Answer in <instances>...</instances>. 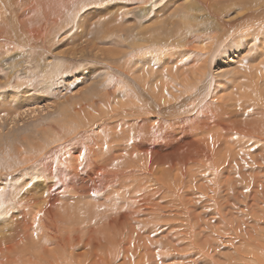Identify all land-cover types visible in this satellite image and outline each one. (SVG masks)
I'll list each match as a JSON object with an SVG mask.
<instances>
[{
	"label": "rangeland",
	"instance_id": "374dc122",
	"mask_svg": "<svg viewBox=\"0 0 264 264\" xmlns=\"http://www.w3.org/2000/svg\"><path fill=\"white\" fill-rule=\"evenodd\" d=\"M62 1L0 0V264H264V0Z\"/></svg>",
	"mask_w": 264,
	"mask_h": 264
},
{
	"label": "bare ground",
	"instance_id": "6f19581e",
	"mask_svg": "<svg viewBox=\"0 0 264 264\" xmlns=\"http://www.w3.org/2000/svg\"><path fill=\"white\" fill-rule=\"evenodd\" d=\"M62 1V0H61ZM71 0H63L62 1V3L63 4H65V3H67V2H70ZM78 1V0H77ZM83 1V0H82ZM146 1V0H145ZM148 1H150V0H147V2ZM180 1V0H179ZM193 1V0H192ZM191 1V2H192ZM237 1V0H236ZM244 1V0H243ZM252 1V0H251ZM254 1V0H253ZM17 2H19V1H17ZM72 2V1H71ZM70 2V3H71ZM74 2V1H73ZM79 2H81V1H79ZM82 3H84V2H81V4ZM85 3H86V1H85ZM146 3V2H145ZM217 4H218V2H216ZM232 3V5H233V2H231ZM247 3V2H246ZM196 4V3H195ZM194 4V5H195ZM224 4H226V3H224ZM239 4V3H238ZM250 4V3H249ZM252 4V3H251ZM256 4V3H255ZM17 5V4H16ZM73 5H75V7H76V4L75 3H71V6H73ZM192 5V4H191ZM247 5V4H246ZM196 6V5H195ZM235 6V5H234ZM239 6V5H238ZM256 6H258V5H256ZM228 7L229 6H227V9H228ZM231 7V6H230ZM244 7H247V6H244ZM252 7H253V4H252ZM226 8V7H225ZM240 8H242V7H240ZM255 8V7H254ZM234 9V8H233ZM258 9V8H257ZM264 9V8H263ZM260 10V12H258V13H254L250 18H248V19H253V21L254 22H257V21H255V20H257V18L258 17H264L263 16V11L264 10ZM56 10V9H55ZM70 10V9H69ZM220 10V9H219ZM97 11V10H96ZM231 11V10H230ZM234 11V10H233ZM236 11V10H235ZM245 11V10H244ZM247 11H249V10H247ZM254 11V10H253ZM216 12V11H215ZM225 12V11H224ZM67 13V12H66ZM211 13V12H210ZM212 13H214V12H212ZM228 13V12H227ZM227 13H226V15H227ZM231 13V12H230ZM236 13H237V11H236ZM239 13V12H238ZM237 13V14H238ZM243 13V12H242ZM47 14V11H46V13H45V15ZM56 14V13H55ZM54 14V15H55ZM65 14V13H64ZM217 14H219V13H217ZM223 14H225V13H223ZM229 14V13H228ZM232 14V13H231ZM230 14V15H231ZM237 14H235V15H237ZM214 15V14H213ZM216 15V14H215ZM233 16H235L234 14H232ZM238 15H240V14H238ZM48 16V15H47ZM57 16V15H56ZM59 16V15H58ZM89 17V18H91L92 16H90L89 14L88 15H86V17ZM95 18H97L98 16L97 15H93ZM224 16V15H223ZM229 16V15H228ZM30 17V16H29ZM62 17H64V15H62L60 18H62ZM69 17H71V16H69ZM85 17V16H84ZM93 17V18H94ZM215 17V16H214ZM227 17V16H226ZM31 18H32V16H31ZM48 18V17H47ZM53 18H55V17H52V19ZM67 18V17H66ZM76 18V17H75ZM229 18H230V16H229ZM34 19V18H33ZM247 19V20H248ZM264 19V18H263ZM70 20V19H69ZM89 19H87V21H88ZM239 20V19H238ZM246 20V22L248 23V21ZM262 20V19H261ZM31 21V20H30ZM34 21V20H33ZM50 21V20H49ZM226 21V20H225ZM240 21V20H239ZM24 22V21H23ZM228 22H229V20H228ZM228 22H224L223 21V23L221 24V25H219V27L221 26V29H220V31L221 30H224V31H227V27L228 26H244V24L245 23H241V24H239V25H237V23L234 21V23L233 24H231V23H228ZM263 22V21H262ZM40 23V22H39ZM107 23V22H106ZM123 23V22H122ZM121 23V24H122ZM264 23V22H263ZM45 24V23H44ZM62 24V23H61ZM74 24V23H73ZM110 24V23H109ZM109 24H108V26H109ZM120 24V23H119ZM249 24H252V23H249ZM38 25H40V24H38ZM80 25H85V22H82V24H80ZM116 25V24H115ZM218 25V24H217ZM255 25H256V23H255ZM254 25V26H255ZM24 26V25H23ZM45 26V25H44ZM82 26H80V27H82ZM107 26V25H106ZM106 26H105V28H106ZM119 26V25H118ZM213 26H215V25H213ZM213 26L212 25H210L209 26V29H213ZM247 26H248V24H247ZM250 26H252V25H250ZM116 27V26H115ZM120 27V26H119ZM124 27V26H123ZM208 27V26H207ZM218 27V26H217ZM249 27V26H248ZM14 28V27H13ZM15 28H18L17 26H15ZM44 28V27H43ZM104 28V29H105ZM121 28H122V25H121ZM120 28V29H121ZM215 28V27H214ZM235 28V27H234ZM247 28V27H246ZM23 29V28H22ZM31 29V28H30ZM39 29V28H38ZM40 29H41V27H40ZM46 29V28H45ZM114 29H116V28H113V30L111 29V28H109V27H107L106 28V30H107V32L105 33V30H104V32H103V30L101 31V32H103L104 34H105V36L108 34V35H112V36H114V34L116 33V32H114ZM119 29V28H118ZM130 29H132V28H130ZM130 29H127V32H128V34H127V32L125 33L127 36L131 33V30ZM207 29V28H206ZM208 29V30H209ZM230 29V28H229ZM237 29V28H236ZM240 29V28H239ZM248 29V28H247ZM18 30V29H17ZM95 30V29H94ZM98 30H100V29H98ZM117 30V29H116ZM126 30V29H125ZM241 30V29H240ZM16 31V30H15ZM14 31V32H15ZM27 31V30H26ZM59 31V30H58ZM57 31V32H58ZM56 32V31H55ZM56 32V33H57ZM122 32H124V31H122ZM130 32V33H129ZM208 32V31H207ZM16 33V32H15ZM25 33V32H24ZM51 34H52V32H50ZM102 33V34H103ZM29 34H31V31H30V33ZM41 34H43V32L41 33ZM46 34V33H45ZM59 34V33H58ZM154 34V33H153ZM223 34V33H222ZM231 34V33H230ZM236 34H237V31H236ZM57 35V34H56ZM98 35V33H96L95 32V35L94 36H97ZM126 35L125 36H123V37H126ZM14 36H15V34H14ZM26 36V35H25ZM24 36V37H25ZM44 36V35H43ZM49 36H51V35H49ZM99 37L101 36L100 35V33H99V35H98ZM103 36V35H102ZM220 36V35H219ZM224 36V35H223ZM231 36V35H230ZM234 36V35H233ZM15 37H18L17 36V34H16V36ZM20 37V36H19ZM45 37V36H44ZM52 37V36H51ZM107 37V36H106ZM115 37V36H114ZM130 36H128V37H126V38H129ZM229 37V36H228ZM25 38H27V37H25ZM97 38V37H96ZM103 38H105V37H103ZM112 38V37H111ZM145 39H143V40H141V41H146V39L148 38V37H144ZM221 38V37H220ZM245 38V37H244ZM49 39V38H48ZM100 39V38H99ZM110 38H106L105 40H109ZM113 39V38H112ZM198 39V38H197ZM9 40V39H8ZM28 40V39H27ZM47 40V39H46ZM51 40H53V39H51ZM114 40V39H113ZM118 40V39H117ZM139 40V39H138ZM148 40H149V38H148ZM125 41H126V39H125ZM224 42V41H223ZM51 43V42H50ZM49 43V44H50ZM107 43V42H106ZM113 43V42H112ZM119 43H121V42H119ZM119 43H118V45H119ZM128 43V42H127ZM186 43V42H185ZM226 43V42H225ZM96 44H98L97 43V40H92V45H93V47H95L96 46ZM124 44V43H123ZM129 44H131V43H129ZM187 44V43H186ZM186 44H184V45H186ZM224 44V43H223ZM227 44V43H226ZM243 44V43H242ZM52 45V44H51ZM125 45V44H124ZM225 45V44H224ZM244 45V44H243ZM22 46V45H21ZM120 46V45H119ZM123 46V45H122ZM220 46V45H219ZM52 47V46H51ZM188 47V46H187ZM21 48V47H20ZM99 49V48H98ZM210 49V48H209ZM218 51V50H217ZM51 53V52H50ZM210 53H211V51H210ZM211 55V54H210ZM227 59V58H226ZM30 61V60H29ZM146 61V60H145ZM168 61V60H167ZM40 63V62H39ZM167 63V62H166ZM45 64V63H44ZM39 65V64H38ZM40 66V65H39ZM201 67V66H200ZM41 68V67H40ZM30 70V69H29ZM43 72V71H42ZM125 73V72H124ZM142 73V72H141ZM161 73V72H160ZM196 73V72H195ZM162 74V73H161ZM191 74V73H190ZM191 77V76H190ZM198 78V77H197ZM1 80V79H0ZM194 80V79H193ZM203 81H204V79H203ZM192 82V81H191ZM194 83H196V82H194ZM198 83H200V80L199 81H197V83L196 84H191L190 83V85H189V87H191L190 89H192V90H195L196 88H199L198 87ZM32 84V83H31ZM188 85V84H187ZM186 85V86H187ZM1 87V86H0ZM2 88V87H1ZM0 88V89H1ZM118 88V87H117ZM116 88V89H117ZM202 89H204V87H202L201 86V88H200V90H202ZM16 90V89H15ZM191 90V91H192ZM120 91V90H119ZM136 91V90H135ZM134 90H133V92H131V91H129V96H131L132 94H136V92H135ZM190 91V90H189ZM190 91V92H191ZM202 92V91H201ZM114 93L115 94H119L118 93V91L117 90H114ZM138 94V93H137ZM200 94V93H199ZM18 95H23V93L22 94H14V97H15V99L13 100V101H15V103H13L12 104V106L11 107H9L8 106V104H7V98H8V96H6V97H0V112L1 111H5V112H9V113H11V112H15V111H11V110H9V108H12V109H16V111H18L19 112V110H18V106H19V104H21V103H24V104H27V103H29L30 101H27V99H25V98H22V99H20L19 97L17 98V96ZM133 96V98H136V97H134V95H132ZM23 97V96H22ZM200 98V97H199ZM143 99V98H142ZM141 99V100H142ZM136 101V100H135ZM145 101V100H144ZM160 101V100H159ZM197 101V100H196ZM204 100H202L201 101V103L203 102ZM146 102V101H145ZM149 102V101H148ZM196 103H198V101L196 102ZM200 103V102H199ZM131 104V103H130ZM130 104H127L128 106H127V109L126 110H124V113H125V115L129 118V119H127L126 117L124 118V120L125 121H135L136 123H137V121H139V120H141L142 122H144V123H146L147 122V120L149 119V116L148 115H150L151 114V112H152V109H150L149 108V106H148V104H146V103H143V104H137V105H140V106H137V105H134L133 107H131L130 109H129V106H131ZM125 108V107H124ZM20 113V112H19ZM22 114V113H21ZM12 115V114H11ZM122 117H123V114H122ZM6 118V117H5ZM159 118H160V116H159ZM161 119H163L162 118V116H161V118H160V120ZM14 120L15 119H13L12 120V122L14 123ZM44 150L45 149H43V151L42 150H40L39 152L42 154L43 152H44ZM46 152V151H45ZM40 154V155H41ZM35 156V157H34ZM32 158L31 157H26L25 159H26V163L24 164V165H31V163L33 162V161H37V163L38 162H40L42 159H38V160H36V158H37V156L38 155H34ZM52 157H53V155H49V156H47V160H44V161H42L41 163H39L38 164V166L40 167V170L41 171H43V173L47 176H50V177H54V175H55V170L56 169H58V168H61V165L59 164V163H57V162H55V161H53V163L50 161L51 159H52ZM55 162V163H54ZM85 162H87L86 163V165L87 166H89L90 168L88 169L87 168V166H86V168H85V171H84V174H86L87 175V177H90V179H85V176L84 177H80L81 175H76V172L74 171V170H72V169H68L69 171H67V172H69V174L71 175V176H73V180H72V182H71V185L69 186L70 187V189L73 191V190H80L81 192L83 191L84 193H90L91 195H92V192H95V191H99V188L101 187V184L100 183H98V181H100L98 178H99V175H101L102 174V170H101V166H99L96 162H93V161H89V160H86L85 159ZM81 164H83V163H81ZM83 165H85V164H83ZM63 167V166H62ZM37 169H39V168H36V170ZM110 171V173H112L111 174V176H113V177H115L114 176V174H116L113 170H109ZM83 175V174H82ZM114 178H111L110 179V183L109 184H113L114 183ZM90 181H92V182H94L95 183V185H90L89 184V182ZM152 183V182H151ZM40 187H41V189H42V191L44 190V189H47L46 190V196L44 195V197H48V202L49 203H47V205H48V207H47V209H48V213L51 215L52 213H53V211H54V209H55V206H56V204H57V200H55L56 199V191H55V189H56V187H57V184H55V185H50L49 184V182L47 181V179H45L44 178V181L42 182V183H40ZM39 187V188H40ZM39 188L37 187V188H35V189H33V191H35L36 190V193L37 192H39L38 190H39ZM1 192V191H0ZM30 192V191H29ZM43 192H45V191H43ZM28 195H33V194H30V193H27ZM2 195V194H1ZM61 195V194H60ZM15 205V204H14ZM140 207V206H139ZM53 215V214H52ZM51 215V216H52ZM50 217V216H49ZM51 219V218H50ZM54 219V218H53ZM56 220H57V216H56ZM49 222H50V220H49ZM115 224V223H114ZM57 229V228H56ZM63 230V229H62ZM59 232V231H58ZM114 232V231H113ZM69 238V237H68ZM67 239V238H66ZM69 240V239H68ZM81 240V239H80ZM111 240V239H110ZM63 242V241H62ZM70 243V242H69ZM73 243H74V241H73ZM106 243V242H105ZM112 243V242H111ZM58 245L60 244L59 243V241H58V243H57ZM67 244V243H66ZM77 244V243H76ZM80 244V243H79ZM78 244V245H79ZM83 244V243H82ZM113 244V243H112ZM70 245V244H69ZM106 245H108V243L106 244ZM111 245V244H110ZM62 246V245H61ZM104 246V245H103ZM109 246V245H108ZM113 246V245H112ZM57 247H59V246H57ZM64 247H66V246H64ZM63 247V248H64ZM67 247H68V244H67ZM86 247V246H85ZM112 248V247H111ZM60 249V248H59ZM72 249V248H71ZM103 249V248H102ZM109 249H110V247H109ZM108 249V250H109ZM64 250H66V249H64ZM69 250V249H68ZM111 250V249H110ZM60 251V250H59ZM73 251V250H72ZM61 252H62V249H61ZM66 252V251H65ZM63 253V252H62ZM62 253H61V255H62ZM57 254V253H56ZM68 254V253H67ZM57 256V255H56ZM71 256H72V254H71ZM75 256V255H74ZM86 256V255H85ZM56 258V257H55ZM54 258V259H55ZM58 259V258H57ZM61 259V258H60ZM26 260V259H25ZM56 260V259H55ZM54 260V262H56ZM52 260H50V262H51ZM50 262H48V263H50ZM64 262V261H63ZM66 262V261H65ZM67 262L69 263V261L67 260ZM52 263H53V261H52ZM73 263V262H72ZM57 264V263H56ZM131 264V263H130Z\"/></svg>",
	"mask_w": 264,
	"mask_h": 264
}]
</instances>
